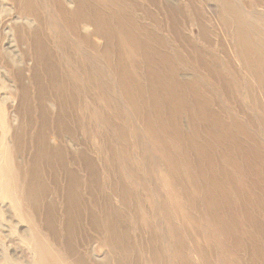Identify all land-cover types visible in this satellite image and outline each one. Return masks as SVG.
Segmentation results:
<instances>
[{
	"label": "rangeland",
	"instance_id": "374dc122",
	"mask_svg": "<svg viewBox=\"0 0 264 264\" xmlns=\"http://www.w3.org/2000/svg\"><path fill=\"white\" fill-rule=\"evenodd\" d=\"M0 53V151L19 187L40 185L43 216L63 230L76 215L63 247L91 264H264V0H0ZM23 65L19 118L5 104ZM17 221L0 195L12 264Z\"/></svg>",
	"mask_w": 264,
	"mask_h": 264
},
{
	"label": "bare ground",
	"instance_id": "6f19581e",
	"mask_svg": "<svg viewBox=\"0 0 264 264\" xmlns=\"http://www.w3.org/2000/svg\"><path fill=\"white\" fill-rule=\"evenodd\" d=\"M94 24L95 23H93V22L91 23V26L93 29V30H91V33H93L95 28H96V25H94ZM20 33H22V32H20ZM87 38H89V37L87 36ZM8 67L11 68V66H8ZM27 68L28 67L24 66V65L21 69H19V67H18L19 70L15 74L18 83L22 84V88L19 86V90H20V95H18L19 96V102H20L19 106L16 105L15 107H13L14 105L12 103H8V105L5 104V108L13 109V111L16 112V114L19 118H23L22 116L24 115V114H21L22 113V106L23 107L28 106V104H30V101H31V96L28 95V91L25 89V87L22 83L23 82L22 80L24 77V71L28 70ZM33 68H34V64H33ZM36 74H37V72H36ZM17 93H15V94L17 95ZM52 96H56V93H53L51 90L47 89L46 93L43 92L42 95H40L38 101H40L42 103H44V102L46 103V101H49L52 103L56 102V101L58 102L57 96L55 97V99ZM36 98H38V97H36ZM59 98H61V97H59ZM59 101H60V99H59ZM23 103H24V105H23ZM55 104H57L58 109H60V103L58 102ZM61 104H63V103H61ZM0 109H1V107H0ZM52 109H53V107H52ZM48 113H50V112H48ZM7 115H8V113H7ZM2 116H3V114H2ZM59 116H61V115H59ZM11 124H12V122H11ZM3 126H5V125H3ZM8 132H9V130H8ZM12 132H14L13 126L11 127V136L13 137L14 134L12 135ZM5 133H7V132H5ZM21 134H22V132H21ZM47 134L48 133H46V135ZM44 135H45V133H43V138H44ZM47 136H45V137H47ZM44 141H45V139H44ZM9 152H11L9 146L6 144H3V146H1V151H0V156H1V161H0V165H1L0 166V195L2 198H5L9 201L10 205L12 206V208L14 210L15 216H17V218H18L17 222L26 224V230H21V231L19 230L20 233L18 232V234H17L19 241L21 243H23L24 245H26V249L20 250L22 257H24L25 259L23 258L24 260L17 261V263L18 264H91L90 260L88 259L89 258V256H88L89 251L87 249H84L82 251V254L78 253L79 256L77 253H73L72 252L73 250H70L71 247H74V243L72 242V235H71V237H68V235L70 234V231L76 226V223H77L76 222V215H73L71 211H69V213L67 214V211H66L65 214L67 216V219H66V222L64 221L65 223H63V225H64L63 230H61L59 228V226H61V223H62L61 220L59 222L53 218L50 219L47 214L45 216H43L41 209H39V207L36 203V201H37L36 197L38 194L37 190H39L40 185H38L34 182H29V184H27L26 187H24V186L19 187V184L17 183V180H16V179H18L17 178L18 175L14 171L15 166L13 165V159L11 158L12 156L11 155L9 156ZM71 194L72 193H69V195H68L69 200H71L70 199ZM54 209H56V208H54ZM61 237H65L66 242L68 244V247H70V248L63 247L62 241L60 240ZM84 237H85V239L92 241L91 238L93 236H90V234H89V236L84 235ZM7 241H8V245L13 243V241L10 239V237L7 238ZM0 244L2 245V239L1 238H0ZM75 254H77V255H75ZM8 255L5 253L3 256H0V264H12L13 260ZM29 257L31 258L30 261H28Z\"/></svg>",
	"mask_w": 264,
	"mask_h": 264
}]
</instances>
